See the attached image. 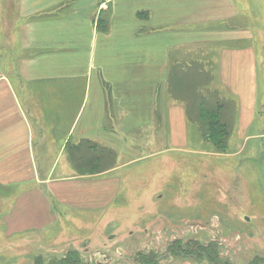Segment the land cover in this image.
<instances>
[{
	"label": "crops",
	"instance_id": "crops-1",
	"mask_svg": "<svg viewBox=\"0 0 264 264\" xmlns=\"http://www.w3.org/2000/svg\"><path fill=\"white\" fill-rule=\"evenodd\" d=\"M250 1L0 0V210L10 203L13 233L103 210L110 176L190 144L205 82L234 107L224 123L254 140L259 55L237 30L252 29Z\"/></svg>",
	"mask_w": 264,
	"mask_h": 264
},
{
	"label": "rangeland",
	"instance_id": "rangeland-1",
	"mask_svg": "<svg viewBox=\"0 0 264 264\" xmlns=\"http://www.w3.org/2000/svg\"><path fill=\"white\" fill-rule=\"evenodd\" d=\"M251 4L244 25L252 29L237 30L259 55L261 96L257 124L248 132L257 137L243 144L233 116L213 138L201 122L189 130L190 144L167 152L159 145L151 159L110 176L115 191L108 207L62 209L46 231L13 233L5 219L9 203L0 210V264H67L71 254L82 264H264V0ZM205 83L209 111L217 102L233 110L217 81ZM212 84L221 97L208 92ZM189 106L191 120L199 121L198 107ZM112 160L96 163L94 171Z\"/></svg>",
	"mask_w": 264,
	"mask_h": 264
},
{
	"label": "trees",
	"instance_id": "trees-1",
	"mask_svg": "<svg viewBox=\"0 0 264 264\" xmlns=\"http://www.w3.org/2000/svg\"><path fill=\"white\" fill-rule=\"evenodd\" d=\"M201 101H202V104L200 105L201 107H200L199 118H200L201 122L205 123V127H206V130H208L207 132H208V135L210 136V138H213V136L215 134H223L224 132H226L227 129H228V126H227V124H225L223 122L222 117H221L223 115L222 112H224L223 109L225 108L224 103H218L217 102L216 105L214 106L213 110L209 111V109L206 107L208 105L207 104L208 102H207L206 98H202ZM218 140H220V139H218ZM222 144H223L222 142H217V145H222ZM110 155H107L108 159L111 158ZM103 157H105V156H103ZM104 163L105 162H103V164ZM100 169H102V168H100ZM94 170H95V168L93 169V171ZM90 172H92V171H90ZM72 255L73 254H71L69 256V258L66 259V261L64 263H67V264H82V263H80V260H79V258L77 256H75V255L72 256ZM225 263L224 262L223 263L214 262V264H225ZM253 264H256V263H253ZM257 264H260V263L257 262Z\"/></svg>",
	"mask_w": 264,
	"mask_h": 264
}]
</instances>
